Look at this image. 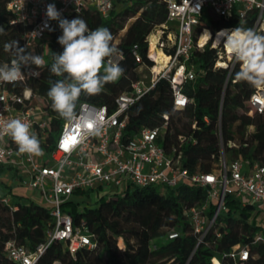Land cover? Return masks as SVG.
I'll return each mask as SVG.
<instances>
[{
    "label": "trees",
    "instance_id": "trees-1",
    "mask_svg": "<svg viewBox=\"0 0 264 264\" xmlns=\"http://www.w3.org/2000/svg\"><path fill=\"white\" fill-rule=\"evenodd\" d=\"M78 15L87 21L90 29L106 27L111 31L113 43L119 49L115 64L125 71L116 82L106 84L99 95L82 94L77 106L85 101L104 105L111 112L115 108V97L129 90L131 84L140 78L139 66L152 64L147 55V36L165 20V5L161 0H113V8L107 17L88 5L79 12L62 17L70 20ZM14 19L15 15L7 8V0H0V26L4 28V34H0V63L12 59L11 54L4 51V43L18 40L23 46L28 37L29 27ZM248 22L240 21L233 15L227 19L211 18L206 25L214 32L222 27L245 28ZM53 28L54 31L46 33L48 48L45 64L40 67L33 65L37 69L35 76L25 75L27 68L24 69V78L8 86L9 90L19 94L24 89H30L32 102H35L36 96L43 98L51 114L45 128L46 142L51 141L64 120L52 109V101L47 96L51 86L49 81L63 78L49 71L53 53L63 51L57 42L62 34L58 22ZM134 46L142 58L141 63L136 62L132 54ZM214 58V50L209 47L192 53L191 61L197 69L203 70L194 81L184 85V89L193 97L192 104L175 109L169 83L160 79L128 108L124 134L129 135L143 126H157L164 121L163 114H167L168 123L159 143L166 152H170L172 144L178 145V137H184L178 148L181 151V165L189 172L208 173L217 169L220 139L227 157L238 158L247 166L253 163L264 165V112L248 114L244 103L254 87L236 78L239 66H234L222 95L219 115L218 106L228 68H213ZM107 61L108 58L105 63ZM232 79L236 81L230 84ZM193 124L195 127H192ZM228 142L233 144L228 146ZM159 188L158 185L133 186L122 194L102 196L87 192L88 195L94 194L92 202L84 205L75 202L63 204L74 226L82 223V228L91 234L94 247L83 246L72 253L63 242L54 240L34 264H212V256H218L221 264H234L223 254L237 243L249 248L250 258L243 264H264V242L252 241L259 226L254 221H248L251 207L242 208L233 215L231 210L238 208V204L228 196L226 204L229 210L218 216L207 235V244L198 245L191 254L196 235L192 231L188 210L191 205L205 199V188L189 181H182L172 188ZM13 202L18 204L16 210L0 202V264H13L5 254L7 239L13 237L19 244L34 250L45 241L47 225L51 220L48 205L33 201L25 204ZM171 231H176L178 235L169 238ZM215 231L220 233L218 237Z\"/></svg>",
    "mask_w": 264,
    "mask_h": 264
},
{
    "label": "built area",
    "instance_id": "built-area-1",
    "mask_svg": "<svg viewBox=\"0 0 264 264\" xmlns=\"http://www.w3.org/2000/svg\"><path fill=\"white\" fill-rule=\"evenodd\" d=\"M161 1L166 8L165 20L147 36V55L152 64L139 66V69L145 70V74L134 81L129 90L115 97V108L111 112L104 105L82 101L76 108L77 119L71 122L64 119L51 141L46 142L45 128L51 114L42 102L43 98L36 96L41 102H32L30 89H24L19 94L9 90L8 86L12 83L0 81V167L20 170L21 183L37 189L44 196L51 216L46 239L34 250L19 244L13 237L5 241V254L13 264H34L54 240L63 242L72 253L83 246L94 247L91 234L82 228V223L74 226L70 213L63 209V204L74 202L72 196L80 192H96L97 196L122 194L133 186L172 188L182 181L204 187L205 199L191 205L188 210L192 231L196 235L191 254L198 245L207 244V235L218 216L229 210L226 204L228 196L238 204V208L231 210L233 215L242 208L251 207L248 221L257 224L259 213L264 212V165L253 163L247 166L238 158L227 157L221 139L217 169L208 173H192L181 165L178 147L184 137H178V145L172 144L170 152H166L159 143L168 123L167 114H163L164 121L157 126H143L129 135L124 134L128 108L160 79L169 83L171 102L175 109L193 103V97L184 89V85L194 81L203 72L201 68H196L191 57L193 51H202L205 47L214 50L213 68H228L218 106L220 115L229 73L234 66H239L223 46L221 32L235 27H222L212 32L206 22L214 17L227 19L236 15L240 21H249L244 29L251 28L264 35V0ZM49 3H55L62 16L79 12L88 5L95 7L101 16L107 17L113 8V0H7V8L15 15L14 21L29 27L24 45L32 47L37 40L46 39L48 30L40 31V26L46 18L45 10ZM56 22L49 23L53 27ZM150 47L153 48L152 54L149 53ZM159 51L166 59L156 57ZM132 54L136 62H142L136 46ZM117 58L118 55H113L108 59L116 63ZM25 73L35 76L37 69L32 65ZM23 78L24 73L20 79ZM235 81L232 79L230 84ZM244 103L248 114L264 112V88L254 87ZM11 119H21L31 125L30 130L40 141L42 155L19 153L15 142L4 132L6 123ZM232 144L228 142V146ZM123 184L124 190L117 192ZM0 202L11 210L18 208V204L8 194L0 197ZM257 225L259 230L252 241L264 242V220ZM177 235L176 231L168 233L169 238ZM219 235L215 231V236ZM223 256L232 259L234 264H243L250 258L248 245L237 243ZM211 262L221 264L218 256H212Z\"/></svg>",
    "mask_w": 264,
    "mask_h": 264
},
{
    "label": "clouds",
    "instance_id": "clouds-1",
    "mask_svg": "<svg viewBox=\"0 0 264 264\" xmlns=\"http://www.w3.org/2000/svg\"><path fill=\"white\" fill-rule=\"evenodd\" d=\"M45 20L40 31L55 29L50 21H57L62 34L57 42L62 46L61 53H53L50 73L63 77L49 81L47 96L52 101V109L63 119L71 122L77 119L76 107L82 94L99 95L106 84L114 83L124 75V69L106 58L119 53L113 43L114 37L106 27L90 29L81 16L63 18L55 3L46 5ZM37 34V32H33ZM225 49L239 64L236 78L255 88H264V35L253 29L235 27L221 32ZM0 34L4 28L0 26ZM4 51L11 54L10 62L0 63V81L15 83L23 75V70L32 65L43 66L42 56L30 50L29 45L21 46L18 40L4 43ZM31 125L21 119H11L4 132L9 135L21 154L42 155L40 141L31 130Z\"/></svg>",
    "mask_w": 264,
    "mask_h": 264
},
{
    "label": "rangeland",
    "instance_id": "rangeland-1",
    "mask_svg": "<svg viewBox=\"0 0 264 264\" xmlns=\"http://www.w3.org/2000/svg\"><path fill=\"white\" fill-rule=\"evenodd\" d=\"M117 40V38H116ZM43 45L41 46H32L29 47L30 50L34 51L35 54H38L45 59L47 54V48L46 45L47 40L41 39ZM45 44V45H44ZM151 50V49H149ZM138 73L140 77L145 74L144 69H138ZM35 102L40 103L41 99L37 100L35 99ZM42 102L45 103L44 100ZM246 167V166H245ZM19 172L20 170H16L15 168H8V167H0V197L8 194L13 200L19 201L21 203H29L30 201H33L38 204H45L47 205L44 196L37 190L33 189L31 187H28L27 185H24L21 183L19 178ZM124 184L120 187V189L117 190V192L124 190ZM159 190H163V188H159ZM73 201L79 205L88 204L93 201L94 197L92 194L88 195L85 192H80L78 194H74L72 196ZM261 220H264V212L259 213L256 221L257 224L261 223Z\"/></svg>",
    "mask_w": 264,
    "mask_h": 264
},
{
    "label": "bare ground",
    "instance_id": "bare-ground-1",
    "mask_svg": "<svg viewBox=\"0 0 264 264\" xmlns=\"http://www.w3.org/2000/svg\"><path fill=\"white\" fill-rule=\"evenodd\" d=\"M205 34H207V31L205 32ZM205 34H203V36H204ZM150 49H151V50H149V53L152 54V53H153V48L150 47ZM156 57H157V58L160 57L162 60L166 59V58L162 55V53H161L160 51L158 52V54H157Z\"/></svg>",
    "mask_w": 264,
    "mask_h": 264
},
{
    "label": "crops",
    "instance_id": "crops-1",
    "mask_svg": "<svg viewBox=\"0 0 264 264\" xmlns=\"http://www.w3.org/2000/svg\"><path fill=\"white\" fill-rule=\"evenodd\" d=\"M45 40H47V39H45ZM35 45H37V46L39 47V46L43 45V43H42L41 40H37L36 43H35ZM44 45H45V44H44ZM46 45L48 46V41H47ZM92 195H94V194H92ZM95 195H97V193H95ZM72 199H73V198H72Z\"/></svg>",
    "mask_w": 264,
    "mask_h": 264
},
{
    "label": "snow or ice",
    "instance_id": "snow-or-ice-1",
    "mask_svg": "<svg viewBox=\"0 0 264 264\" xmlns=\"http://www.w3.org/2000/svg\"><path fill=\"white\" fill-rule=\"evenodd\" d=\"M66 147H67V145H66Z\"/></svg>",
    "mask_w": 264,
    "mask_h": 264
}]
</instances>
